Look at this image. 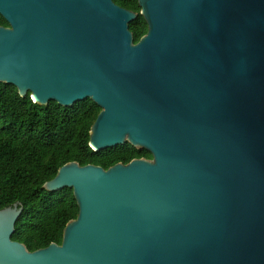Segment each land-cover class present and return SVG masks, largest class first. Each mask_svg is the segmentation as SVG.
Here are the masks:
<instances>
[{"label":"water","instance_id":"95a60500","mask_svg":"<svg viewBox=\"0 0 264 264\" xmlns=\"http://www.w3.org/2000/svg\"><path fill=\"white\" fill-rule=\"evenodd\" d=\"M0 0V83L33 103L90 99L89 147L151 154L70 162L43 184L78 207L61 243L11 240L0 264H264V0Z\"/></svg>","mask_w":264,"mask_h":264},{"label":"trees","instance_id":"16d2710c","mask_svg":"<svg viewBox=\"0 0 264 264\" xmlns=\"http://www.w3.org/2000/svg\"><path fill=\"white\" fill-rule=\"evenodd\" d=\"M137 14L128 29L137 43L147 32L137 0H112ZM0 26L8 27L0 15ZM100 108L90 99L62 107L54 101L33 103L20 97L12 85L0 83V210L19 203L22 212L11 240L29 252L60 244L65 225L76 219L78 207L69 188L49 192L43 184L70 162L103 169L133 159H151L130 144L95 152L89 147V130Z\"/></svg>","mask_w":264,"mask_h":264}]
</instances>
